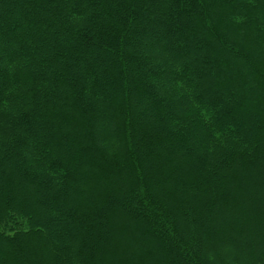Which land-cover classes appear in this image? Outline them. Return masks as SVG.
<instances>
[{
	"label": "trees",
	"instance_id": "obj_1",
	"mask_svg": "<svg viewBox=\"0 0 264 264\" xmlns=\"http://www.w3.org/2000/svg\"><path fill=\"white\" fill-rule=\"evenodd\" d=\"M0 264H264V0H0Z\"/></svg>",
	"mask_w": 264,
	"mask_h": 264
}]
</instances>
